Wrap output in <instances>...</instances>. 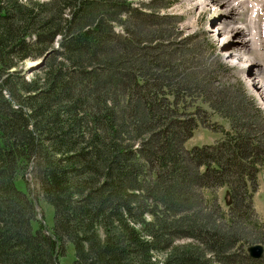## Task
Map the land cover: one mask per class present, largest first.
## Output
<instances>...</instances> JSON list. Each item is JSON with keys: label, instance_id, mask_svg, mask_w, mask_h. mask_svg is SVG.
Masks as SVG:
<instances>
[{"label": "trees", "instance_id": "16d2710c", "mask_svg": "<svg viewBox=\"0 0 264 264\" xmlns=\"http://www.w3.org/2000/svg\"><path fill=\"white\" fill-rule=\"evenodd\" d=\"M142 1L0 0V264H60L67 242L72 264H264L233 250L264 168V112L180 83L152 18L170 15ZM191 91L230 128L183 155L198 119L175 113L200 108L183 104ZM182 160L193 176L176 170ZM29 170L54 208L49 229L33 227L34 198L15 182ZM187 180L228 187L240 208L227 226L181 213L192 196L173 197Z\"/></svg>", "mask_w": 264, "mask_h": 264}, {"label": "rangeland", "instance_id": "374dc122", "mask_svg": "<svg viewBox=\"0 0 264 264\" xmlns=\"http://www.w3.org/2000/svg\"><path fill=\"white\" fill-rule=\"evenodd\" d=\"M138 1L140 0H133L134 3ZM143 1L141 6L144 9L170 15L165 18L153 15L152 18L155 22L154 26L158 28L157 32H160L162 36L161 38L156 37L162 42V55L168 58V64L177 65L174 71L178 73L176 79L180 83L182 81L184 83L201 82L202 90L199 92L206 95L205 97L231 96L230 99L236 100L240 106L244 105L245 109H248V105H253V99L264 112V47L261 51L254 46L253 49L245 52L240 60H233L229 57L227 50L232 49L236 38L232 39V36H227L222 41L223 38L217 31L220 23L223 22L226 24L233 22L235 25L240 24L248 28L256 23L258 29L254 8L264 6V0H201L202 3H197L200 0ZM233 7H238V10L231 11ZM262 11H264V8ZM260 19L263 20L264 18L262 19V16H260ZM116 25L118 29L122 28L121 24ZM260 26L262 27L261 23L259 29ZM258 50L260 52H257ZM155 55L159 56V51ZM31 63L32 61H28L24 64L28 66ZM31 72H28V74ZM237 87L240 88L241 93L237 90ZM199 92L192 93L191 91L184 97L183 104L188 105L189 101L190 104L195 101L200 104V108L194 110L193 105H188V107H185V112L175 113L184 118L192 116L198 119L193 134L183 143L181 148L183 155L194 147L214 143L223 135L222 130L230 128L229 119L225 115L213 111L208 103L201 102ZM187 97L192 98L187 99ZM136 146L133 144V147ZM176 164V170L182 172L181 176H193L190 167L193 164L185 162V160ZM263 173L264 168L258 172L254 190L249 198V204L251 205L249 218L244 219L243 216H240L239 219L235 220L239 238L236 240L233 250L241 257H244L245 253L248 254L247 248L249 245L254 243L264 245L263 232L254 227L255 223L259 222L264 229ZM32 175V170H29L24 177H17L15 182L19 188L29 190L34 198L36 215L32 223L33 227L35 228L38 222L42 221L49 229L53 224L54 208L49 202L41 198L39 183L33 179ZM184 178L186 177L184 176ZM181 182L176 186L178 189L174 192L173 199L182 202L188 196L189 191L192 200L191 202L187 201L184 204L185 208H182L183 211H180L184 214H190L192 218L202 224L227 226V220L231 212L230 208H237V206L240 208L239 201L236 205L233 202L231 203V193L225 185L198 186L190 190L187 185L190 182L189 180L185 183ZM232 213L236 215L235 210ZM187 230L188 232L191 231L188 228ZM191 240L190 235H184L177 238L175 243L182 245ZM192 242L198 241L194 240ZM74 256L73 244L67 242L65 253L60 256L59 262L60 264H72ZM239 262L251 264L248 260L242 258L234 260L233 264Z\"/></svg>", "mask_w": 264, "mask_h": 264}, {"label": "bare ground", "instance_id": "6f19581e", "mask_svg": "<svg viewBox=\"0 0 264 264\" xmlns=\"http://www.w3.org/2000/svg\"><path fill=\"white\" fill-rule=\"evenodd\" d=\"M197 3H202L200 0ZM264 6H257L254 8L255 10V17L258 21V29L256 26V23H254L250 28L242 25H235L233 22L229 23H220V26L217 28L218 34L221 36L222 41L227 38V36H232L233 38H236L234 40V46L232 49L227 50L229 52V57L233 60H240V58L243 56L245 52L248 50H251L255 47L259 48L261 51H263L264 47V11H262ZM238 7H233L231 11H237ZM262 14V15H261ZM262 16V19H260V16ZM261 20V21H260ZM260 23L262 24V27L259 29ZM263 37V39H261ZM226 41V40H225ZM228 44V43H226ZM259 44V45H258ZM257 52H260L259 50ZM262 55V54H260ZM253 258V257H252Z\"/></svg>", "mask_w": 264, "mask_h": 264}, {"label": "water", "instance_id": "95a60500", "mask_svg": "<svg viewBox=\"0 0 264 264\" xmlns=\"http://www.w3.org/2000/svg\"><path fill=\"white\" fill-rule=\"evenodd\" d=\"M264 176V173H263ZM264 247L262 243H254L252 245H249L247 248L248 254L253 258H259L262 256L264 252Z\"/></svg>", "mask_w": 264, "mask_h": 264}]
</instances>
